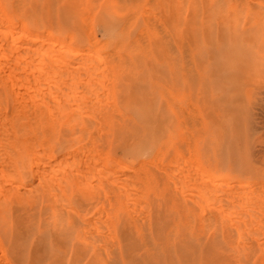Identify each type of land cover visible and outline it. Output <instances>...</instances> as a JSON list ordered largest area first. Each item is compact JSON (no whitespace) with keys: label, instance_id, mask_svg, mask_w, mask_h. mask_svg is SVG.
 Instances as JSON below:
<instances>
[{"label":"rangeland","instance_id":"1","mask_svg":"<svg viewBox=\"0 0 264 264\" xmlns=\"http://www.w3.org/2000/svg\"><path fill=\"white\" fill-rule=\"evenodd\" d=\"M116 1L117 0H0V65L3 64V62L5 65V67L4 65L0 67V70H2L0 71V77H2L0 80V90H2L0 91V96H2L0 98V102L2 104L0 103V106L4 105L7 113L16 118L22 116L24 120H29L30 118L34 119L33 115H36V119H34V121L36 125L35 140H37V145L34 140V153L36 154L34 155L33 160L35 159V162L38 163L36 165L37 168H41L42 170V167L46 168V170H43L44 172L42 176L47 174L46 177L44 176L45 180L42 179L41 181L40 176L38 180L41 183H38L37 180V184H35H39V186H36V195L39 194L43 196L38 197L40 198V200L38 199L39 203L38 201H36V213L47 214L46 211L48 210V212L51 211L48 214H58V216L61 217L60 221L62 225L60 226L65 229H84L86 227H84V225H87L88 223H91L93 221V228H95L96 225H99L97 223L103 222L104 225L107 226V223L109 222V225H111L110 229H122V227H124L125 229L136 230L139 229L142 225L140 224L141 222H138L135 218L138 219V217L141 216L139 214L144 215V213H146V209L144 211H138L139 208L140 210H142L143 206H140L142 205L141 202L144 203V201L146 200L145 203H147V201L148 203H144V208L148 207V213L146 214L147 218L142 217V219L141 217H139V221L143 220L142 223H145L146 227L148 226V228L144 229H155V226H158L165 220L164 224H167V227H165L164 224L162 225L163 229L165 230H184L188 227L191 228L192 231L197 233L199 237H201V243H205L206 241H212L215 239V244H217L219 248H217L218 250L216 249L217 252L213 251V261L219 262H212L211 264H264V248L256 249L254 251L255 253L249 251L251 249L254 250L259 244L264 242V225L261 226L262 224H264V203L263 206L260 207V205H262V200L264 202V193L262 189H256V185L259 183L262 174L264 173V0H223L224 4L222 0H189L190 2L188 4V0H118V3H116ZM181 1H183V3ZM257 2L259 3L257 4ZM207 3L208 5H206ZM182 5H184V8H182ZM219 5L223 6L221 7ZM177 6H180L178 10ZM203 8L206 9L204 10ZM216 8L217 10H215ZM193 11L194 13H192ZM207 13H210L209 15L211 16H209ZM218 13L220 14L218 15ZM220 15L222 17H220ZM206 16L209 18H205ZM218 18L220 19V21L218 20ZM208 19H210V21H208ZM209 22L210 28L208 25ZM206 28H209L208 30L211 34L208 30L206 31ZM189 37L192 39H190ZM34 38L36 40V43H34L35 41H33ZM186 44H188L187 47ZM200 44H204V47H202ZM180 49H183L185 51ZM195 50H197L198 52ZM7 51L9 53H7ZM186 52L190 55L189 57L186 56L185 59L183 57V54ZM223 52L225 53V55ZM21 55L22 57H20ZM93 56L94 58H96L95 60ZM113 60H116L118 62ZM201 61L203 63H201ZM97 63L99 65H97ZM57 68H59L60 71H56ZM14 69L16 70L14 71ZM105 75L107 77H110L105 78ZM24 78H26L27 80ZM96 79L99 81V83ZM105 79L106 81L104 82ZM77 80H80V82H78ZM101 82L102 84H100ZM107 83L109 84V87ZM53 87L55 88V90ZM77 87L79 88L78 90ZM50 89L56 92L52 94V91H50ZM79 92L82 94H79ZM79 96H84L85 99L79 102ZM43 98L45 99V101ZM69 98L74 101L70 100ZM56 99L57 102L55 101ZM102 103L105 104L103 105ZM99 105H103L104 107H98ZM77 106L81 107L79 108L81 112L80 110L79 112H77ZM27 107L30 108L28 109ZM68 107L70 109H68ZM190 108L192 112L188 111ZM18 109H20V111ZM33 109L35 112L33 111ZM45 109L48 110V112ZM74 109L76 110L74 111L76 115L72 111ZM90 109H94L93 112ZM103 109L104 111L102 113L101 111ZM193 113L197 114L198 116H194ZM205 113H207L206 115H208V119L207 117H205ZM96 114H98L99 116ZM74 115L76 117H79V119L76 120L81 121L79 125L76 124L78 122H75V124H73L76 118ZM184 115L186 116L184 117ZM28 116H30L29 119ZM49 116H51L52 118L55 117V120L49 118ZM72 116L75 117L74 120L71 121L73 125L71 124L69 126V124L67 123L68 121L66 120H69L70 118H72ZM86 116H89L88 118H91L88 119L86 118ZM83 117H85L87 120H84L85 118ZM101 117L104 118L103 121L105 120V123L102 121ZM113 117H115V119ZM22 118L20 117L19 119ZM94 118H97L98 121ZM48 119L52 120L49 122ZM125 119L128 123L125 122ZM196 119H198L199 122ZM195 121L198 122V124ZM86 122H88L87 125H89L90 127L85 125ZM89 122L92 123L90 124ZM98 122L99 125H102L100 128H102L103 125L104 127H106V130L102 129L105 133L99 128H97L98 131L100 130L99 132H97L95 129L94 130L96 132L92 130L93 128L91 127L93 125H95L94 127L98 126L96 125ZM193 122H195L197 126L196 124L194 125ZM187 123L191 124V127L187 125ZM49 125L51 128L49 127ZM193 125L195 126V128L193 127ZM86 127V130L89 129L90 131H86L88 135H86V132L84 131V135L86 136L83 135L82 138L81 133L83 134V130H85ZM116 127L117 129H115ZM74 129H76V131H73ZM80 129H82L81 132ZM196 130L199 135L196 133ZM102 132L105 134L104 136ZM81 138L82 140L80 141ZM188 140L191 141V145L193 144L192 146L190 145V147L185 144ZM102 145L104 146V148ZM188 148H191L192 151ZM76 149L79 150L78 153L75 152ZM40 150L42 153L45 151L46 155L45 153H43V155L39 152L40 154L38 153L37 157V151ZM156 151L158 153L161 152L159 154L160 156ZM70 152L73 153V157L77 159H75L76 161L79 162V160L82 158L81 160L85 162V164H88L87 166L89 171H94V173L98 174L100 172H104V175L96 174L93 176H89V172L86 171L87 166L83 165L84 163L81 161L80 163L82 164L77 163L76 161L73 162L72 153ZM60 154L63 156L65 155L66 157H63ZM104 154L107 156H105ZM82 155L88 158L90 157L89 161L91 160L92 162L94 160L93 157L98 155L99 158H96V162L94 160L93 163L98 164L96 166L97 169L102 164L103 165L100 166V168H104L97 170L96 167L94 168V164L91 161L89 162L88 159L86 157H83ZM153 155H158L159 158L156 156L157 159H155V156ZM67 156H69V158ZM80 156L82 157L80 158ZM104 156L107 158H105ZM51 157H53V159ZM100 157L102 158V160L99 161L98 159H101ZM57 158L60 159V161L56 160ZM61 158H63V160ZM37 159L41 161V163H39ZM151 159H153L154 161L158 160L157 162L159 163L153 165L154 163ZM43 160H45L46 162H42ZM53 160L55 161L53 162ZM86 160L88 161V163ZM146 160L149 162H147ZM56 161L62 162L58 164ZM63 161L68 163V165H71V163H75L77 165L74 166L75 164H72V167L74 168H71V171L68 170L69 166L67 165L66 169L68 171H64L65 169L60 168L61 166L63 167V165L66 167V163H63ZM116 162L119 163L120 166H124V168L120 167L118 164H116ZM171 162H173L172 165ZM42 163H44L45 166H42ZM140 163H143V165H141ZM193 163L198 164L199 168H196V170L199 169L200 171H205L209 167H219L223 163H228L230 166H237L241 163L247 164L250 170L254 169L257 173L253 179L245 178L241 182L244 184L245 182L250 181V189L256 190L257 192L259 191V193H257V197L261 198L262 200L260 199L259 201L258 198L257 200L261 204H258L259 206L256 205V207L252 204L255 209L252 208V212L249 213L248 209L252 207L251 204L247 203V201L245 203V200L243 199L242 202L239 199L240 197L243 198L246 195V189H244V185L241 182L237 185V190L240 189L237 192H241V195H231V192L229 195H227L229 196V198H231L230 196L233 197V199H229L230 201L226 198L227 196L225 198L221 197L220 195V197L217 196L216 194H220L219 192L222 191L221 189H223V187L220 188L218 185L220 183L221 185L222 183H225V181L223 182V180H216L219 173V170H217L214 171L210 175V177H208L217 181H214L217 184L211 185V188L214 189L216 193L214 192V190L209 193L215 194L214 199L216 200L212 199V195H210V197L208 195V192H204V190L202 189L204 187H201L202 184H197L198 186H200L198 187V189H200V192H204L205 196L201 192V196H204V199L202 198L203 200H205V198L209 196L213 201L218 202L219 206L221 204L220 202H222L219 201V198L224 199V203H227L228 201L229 206L227 204L224 205L223 202L222 203L225 207H230V210L235 209V213L231 211V213H234L235 215L230 214L227 209H224L223 205L221 206L223 208H217V204L215 202V206L213 205L214 203L210 204L212 202L211 199L208 200V202L211 201L210 203H208L210 206L208 205L204 208L203 204H207V199L203 201L204 203L201 201V204L200 194H198V197H194V200L196 198L197 200H199L198 206L193 207V205L197 204H194L195 202L192 199L191 195H195L198 192H195V190H193L192 188L197 189L196 182L200 184L207 178V175H205L203 176V181L200 180L201 182H194V180L192 182L191 179L197 177V172L199 171L198 170L195 172V165H192ZM39 164L42 165L40 166ZM51 164H54V166ZM57 164L60 165V167ZM160 164H163L162 166L164 167H162ZM48 165L50 167L53 166L52 170L55 169L52 172L50 171L51 173L54 172L52 175H50L51 173H47V168H49ZM157 165H160L161 167H158ZM185 165L194 166H190L189 170L192 168L190 170V172L192 173H186L187 178L183 177V173L188 168V166ZM78 166H81V168H79ZM143 166L144 170H142ZM156 166L158 168L157 170H155ZM138 167L141 169H139ZM179 167L180 169L184 167L183 169L185 170H180ZM130 168L133 169L130 170ZM159 168L161 169L159 170ZM162 168L170 170L169 172H171L172 169L173 171L177 169L180 170V172L174 173L172 171L173 174H167L173 182L175 181L174 183H177V185L170 183L171 185H173L172 187H170V184H167V182L170 180L166 176L165 178L167 179L164 178V174H166L167 171L165 170L166 173H164L165 171L163 172ZM39 169L37 170V175H41L40 172L42 171L40 170V172H38ZM111 169L114 170L111 173L116 172L119 175H113L115 177V180L111 174H106L107 172L110 173ZM59 170H62L61 173L71 172L74 176L76 173V177L74 178L73 176L74 179H72V175L70 177L71 173H68L67 175L63 174L70 180L69 183H67L68 188H65L68 189V196L65 195L64 191H60L61 194L59 191H56L55 193V189H58L61 184L60 178H62L63 176L60 175L61 173L59 172ZM74 170L76 171L74 172ZM133 170H136L137 173ZM189 170H187L186 172H188ZM55 171L56 174L60 173V178L58 177L59 175L55 174ZM82 171L85 173V176ZM155 171H159L157 172L158 174L155 173ZM79 172L81 173V176H83L82 179L78 178L81 176H77L80 175ZM125 172L127 175L125 174ZM131 172L136 173V175H134L136 176V178H138L136 179L134 177V181L133 179L130 180V182L133 181L132 183H130L129 181L128 182L132 185L136 181V184L139 187V183H141L142 187L140 189L142 191L138 189L134 190L135 188H138L137 186H135L136 184L133 185L135 186L134 189H130L132 187L127 185L129 184L127 181L120 182L125 183L123 185L120 184L121 186L118 185L119 181L123 179L125 180L128 174L131 175ZM138 172L139 174L146 173L149 176H145L146 174L139 175ZM160 172L164 173L161 174V176H163L165 181H161L163 178L161 177L160 179ZM193 172H195L197 176H195V173L193 175ZM231 172L232 171H229V173L227 174L230 177L232 176ZM86 174L87 177H91V182L87 183L83 181L86 178ZM105 174L108 176L102 177L103 180L104 178L106 180L103 181L100 178L101 176H106ZM121 174L122 176H120ZM187 174H192L193 176L189 177ZM54 175H56V178L58 179H56L58 181L56 183L58 184H56L53 180H49V178L55 179ZM171 175H174L175 177L172 178ZM97 176H99L100 178ZM132 176L133 174L131 175V177ZM142 176L144 178L146 177L145 181L147 182H144L142 180L144 179L142 178ZM93 177L96 178V182H98L99 179L102 182H105L102 183V185L105 184V186L107 182L111 183V185L108 184V186L111 187L113 185V182L118 183L117 185L115 184L114 187L116 186V189H120L122 188V186L124 188H127L130 192L125 191L124 188H122V190H124L122 192L131 193V197L133 199H130L131 197L129 198V195L123 198L122 195H124V193L122 194L121 191L118 192V190L113 187V190L108 188L110 189V191L114 192L116 190L118 192V194L116 191V193L114 192L116 196L115 194H112V196H115L116 198L115 199L113 197V199L111 195L109 196L108 194L102 192V190H107V188L103 186L102 188L104 189H102V185L99 186L100 188L96 187L97 185ZM185 179L186 182H189L188 185L186 182H184ZM198 179H200L199 176L197 180ZM78 180L83 181L84 183L82 184H86V186L89 185V187H91V185L94 184V186L96 185L95 189L102 190H95L98 191V193L96 194V192H91L94 190L93 186L91 187V191H89L90 188L88 187V190L82 189L81 187L79 188V186L83 185H77V183H79ZM110 180L111 182H109ZM51 182L53 183L51 184ZM65 182L68 181L66 180ZM99 182L97 184H99ZM44 183L47 185L45 186ZM179 183L184 185H181L182 187H185L187 185V187H185L187 189V193L185 192V190H183L184 192L180 191L181 186L178 185ZM193 183L196 186H194ZM41 184L44 185V188H41ZM54 185L55 187L56 185H58L57 188H55ZM47 186L55 188L51 189L53 190L55 195H53V193L50 194L53 196H50L49 194L48 196L44 195L48 191H50H47ZM65 186L62 187L64 188ZM128 186L130 188H128ZM39 188L47 192L45 193L43 190H41V192L40 190H38ZM168 188L170 189L169 191ZM188 188H190V190ZM62 189L59 188V190ZM234 192H236V190ZM57 193H59L60 195H62V193L64 194L63 196H61V198H63V200L66 198L67 201H64L67 202V205H64H66L67 208L65 206L58 207L60 205H57L56 209V202H58L57 198L60 199ZM56 194L58 195V197ZM101 194L104 195H102L101 197ZM136 194H138V199L141 200V202L137 199L135 200V198H137ZM105 195H108V198L113 199L111 200L112 204L106 203L107 199L102 200V198L104 199L106 197ZM180 195L183 197H181ZM51 197H53L54 201ZM54 197L57 198L55 199ZM77 197H79L78 200ZM126 197L129 198V200L127 199L126 201ZM177 197H179L178 200ZM124 199L130 205L125 206L127 209L123 207L124 205H127L126 202H123L125 203L124 205L121 202ZM184 199H189V201H184ZM236 199L239 200L237 201ZM63 200L61 199L58 203H63ZM133 200L135 201L134 204L140 207L135 208L137 206H134V210L137 209L135 210L136 214L134 213V210L132 212L134 213V215H137L138 213L139 214L137 216H134L132 214L131 217L130 214L132 212L129 213V211L133 209H131ZM190 200L193 201L191 202ZM75 201H77L78 203L81 202L82 204H87H84V206L80 208L81 206H78L76 204L77 202ZM103 201H105V204H103ZM114 201L117 204L114 205ZM12 202V199L11 201H7L8 204H12ZM21 202L24 207L25 204L27 205L26 201L24 202V200H21ZM53 202H55V207H53ZM188 202L190 205L188 204ZM257 203L258 202H255L254 204ZM100 204H103L102 206L104 207L106 206L105 209L108 207L113 209L114 207L116 208L115 210L112 209L113 212L110 211L111 214L109 213L108 216L104 214L105 212L108 213V210H100ZM73 205H75L76 207L78 206L79 208H76L75 206L73 207ZM237 205H242V209H240V207H238ZM183 206L184 208H182ZM199 206L202 211L199 210L200 208H196ZM258 207L261 210L258 209ZM236 208L240 209L242 212L240 210H236ZM53 209H55V211L57 210V212L55 213ZM66 209L68 210L65 211ZM86 209H88V211ZM60 210H63V212L69 214L60 212ZM72 210H75L76 212L74 213V211L72 212ZM99 210L103 213H100ZM215 210L218 211L219 216H221L220 213H222V215L226 214L228 216L227 218H230L227 221H230L231 225L229 226V223L224 220L226 219L225 216L224 219L216 216L217 213L215 212ZM219 210L222 212H219ZM246 210L250 215L252 214L251 217L253 216L250 221L247 220H249L251 217L245 220V217L249 215ZM239 211L241 212V214L246 212L244 214V222L246 223V225L248 224V228H246V225L241 224L243 223L241 222L242 215L239 214ZM254 211L257 213H255ZM202 212H205V214H208L211 218L209 225L205 221V218L203 216L204 213ZM210 212L213 214H211ZM61 213L65 214V220L62 219L63 214ZM97 213H99L101 217L102 215L103 217L106 215L108 218V222L107 220L103 221L105 218L96 216L95 214ZM150 213H152L154 217ZM236 213L239 214V216H236ZM94 215L96 217H94ZM230 215H233L235 217ZM257 215H260L258 216V218L260 219L256 218ZM217 217L221 222H217L218 220L213 219H216ZM54 218L58 219V217L56 216ZM99 218L102 220L100 221ZM14 219L15 217L3 219V217L0 216V246L2 245L0 249V251L2 252L0 253V261L3 264L6 263L4 262V260L7 261L6 264H30L29 258L34 243L32 230L29 229L28 220L26 221L25 218H22L23 221L22 219H19L18 221L17 218L18 223L20 222V224H24V228H21V225L18 224ZM56 219H54L51 224L45 225L47 229L53 228V226L56 225ZM75 219H78V221H76ZM160 220H162L163 222H161ZM202 220L204 221V225H202ZM223 220L225 221V223H223ZM251 221H254L252 227ZM84 222H86V224ZM199 222L201 223L199 224ZM79 223H82L84 225ZM103 223L101 224L103 225ZM149 223L151 225L153 224L154 227ZM211 223L216 225H213ZM218 223H220V226H217ZM260 223L262 224L260 225ZM18 225L19 227H16ZM102 225L97 226L96 228H108ZM210 225L212 226L210 227ZM202 226L207 227V233L201 230ZM257 226L258 228H256ZM212 227L215 228V230H212ZM91 228L92 227H90V225L88 224L87 229ZM226 228H228L229 231H225ZM237 231H242L240 236L237 235L239 234V232ZM248 232L250 233L248 234ZM253 233L258 234L252 235ZM234 235L239 237H236ZM241 236H243L244 240H242ZM259 236H261L260 239ZM255 237H258V239H254ZM24 242L26 243L24 244ZM253 242L254 244L255 242H258L255 244V247L251 246L254 245L251 244ZM247 245L250 246L249 250H247ZM261 246L264 247L263 243L259 245V247ZM249 252L251 253V256ZM223 255L226 257H222ZM246 255L248 256L246 257ZM220 260L225 261L223 262ZM61 263L74 264L70 260L68 255H65L63 257ZM80 264H84V262H80ZM86 264H91V262Z\"/></svg>","mask_w":264,"mask_h":264},{"label":"bare ground","instance_id":"2","mask_svg":"<svg viewBox=\"0 0 264 264\" xmlns=\"http://www.w3.org/2000/svg\"><path fill=\"white\" fill-rule=\"evenodd\" d=\"M99 1V0H98ZM118 1V0H117ZM116 1V3H118ZM121 1V0H120ZM197 1V0H196ZM217 1V0H216ZM223 1V0H222ZM221 1V2H222ZM16 2V1H15ZM182 3H183V1H181ZM186 2V1H185ZM190 1L188 0V2H187V4L189 3ZM209 2V1H208ZM220 2V3H221ZM226 2V1H225ZM235 2V1H234ZM242 2V1H241ZM91 3V2H90ZM180 3V2H179ZM195 3V2H194ZM199 3V2H198ZM217 3V2H216ZM219 3V2H218ZM236 3V2H235ZM259 2H257V4H258ZM261 3V2H260ZM12 4V3H11ZM98 4V3H97ZM201 4V3H200ZM199 4V5H200ZM223 4H224V1H223ZM255 4V3H254ZM262 4V3H261ZM13 5V4H12ZM93 5V4H92ZM192 5V4H191ZM190 5V6H191ZM203 5V4H202ZM206 5H208V3L206 4ZM206 5H205V7H206ZM214 5V4H213ZM243 5V4H242ZM183 7L182 8H184V5H182ZM201 6V5H200ZM204 6V5H203ZM219 6H221V5H219ZM223 6V5H222ZM221 6V7H222ZM237 6V5H236ZM241 6V5H240ZM93 7V6H92ZM178 7V6H177ZM180 7V6H179ZM179 7L177 8V10L179 9ZM194 7H196V6H194ZM90 8H91V5H90ZM186 8H187V6H186ZM236 8H238V7H236ZM1 9V8H0ZM93 9V8H92ZM94 9H95V7H94ZM202 9V8H201ZM204 9V8H203ZM206 9V8H205ZM204 9V10H205ZM219 9V8H218ZM180 10H182V9H180ZM204 10H201V11H204ZM215 10H217V8L215 9ZM214 10V11H215ZM237 11H238V9H237ZM2 12H3V10H2ZM206 12H210V11H206ZM192 13H194V11L192 12ZM177 14H179V13H177ZM208 14V13H207ZM210 14V13H209ZM208 14V15H209ZM220 13H218V15H219ZM240 14V13H239ZM181 15V14H180ZM187 15V14H186ZM195 15V14H194ZM193 15V16H194ZM207 15V16H208ZM218 15H217V17H218ZM223 15V14H222ZM235 15H237V14H235ZM205 17V18H209V17ZM209 16H211V15H209ZM216 17V18H217ZM220 17H222L221 15H220ZM219 17V18H220ZM218 18V20L220 21V19ZM256 19V18H255ZM208 21H210V19H208ZM189 24V23H188ZM210 24V22L208 23V25ZM218 25H219V22H218ZM8 27V26H7ZM207 27V26H206ZM209 28H210V25H209ZM208 28V29H209ZM231 28V27H230ZM205 29V28H204ZM207 28H206V31L208 30ZM218 29V28H217ZM203 30V29H202ZM47 31V30H46ZM181 31H183V30H181ZM206 31H204V32H206ZM209 31V30H208ZM203 32V33H204ZM3 33V32H2ZM202 33V34H203ZM209 33H210V31H209ZM47 34V33H46ZM202 34H201V36H202ZM211 34V33H210ZM255 34V33H254ZM204 35H207V34H204ZM249 35V34H248ZM23 36H25V35H23ZM212 37V36H211ZM211 37H209V38H211ZM219 37V36H218ZM4 38V37H3ZM3 38H1V39H3ZM45 38V37H44ZM43 38V39H44ZM89 38V37H88ZM190 38V37H189ZM188 38V39H189ZM205 38H206V36H205ZM254 38H255V36H254ZM39 39H41V38H39ZM190 39H192V38H190ZM189 39V40H190ZM196 39V38H195ZM204 39V38H203ZM252 39V38H251ZM12 40V39H11ZM38 40V39H37ZM188 40V41H189ZM223 40V39H222ZM245 40V39H244ZM8 41V40H7ZM33 41H35L34 43H36V40H35V38H34V40ZM44 41V40H43ZM196 41V40H195ZM200 41H201V39H200ZM206 41V40H205ZM204 41V42H205ZM210 41V40H209ZM232 41V40H231ZM37 42H39V41H37ZM204 42H201V43H204ZM207 42H208V40H207ZM250 42H251V40H250ZM41 43H43V42H41ZM51 43H52V40H51ZM91 43V42H90ZM94 43V42H93ZM185 43V42H184ZM187 43V42H186ZM211 43V42H210ZM215 43V42H214ZM236 43V42H235ZM178 44V43H177ZM197 44V43H196ZM209 44V43H208ZM31 45V44H30ZM39 45V44H38ZM185 45V44H184ZM187 45L188 44H186V47H187ZM201 45V44H200ZM199 45V46H200ZM207 45V44H206ZM50 46V45H49ZM62 46V45H61ZM202 47H204V44L203 45H201ZM212 46V45H211ZM214 46V45H213ZM255 46V45H254ZM50 48H52V47H50ZM181 48V47H180ZM185 48V47H184ZM195 48V47H194ZM201 48V47H200ZM17 49V48H16ZM187 49V48H186ZM97 50V49H96ZM95 50V51H96ZM180 50H183V49H180ZM3 51V50H2ZM6 51V50H5ZM60 51V50H59ZM183 51H185V50H183ZM191 51H193V50H191ZM195 51H197V50H195ZM223 51V50H222ZM46 52V51H45ZM198 52V51H197ZM5 53V52H4ZM7 53H9L8 51H7ZM55 53V52H54ZM221 53V52H220ZM224 53V52H223ZM22 54V53H21ZM26 54V53H25ZM8 55V54H7ZM7 55H5V56H7ZM97 55V54H96ZM116 55V54H115ZM189 53H184L183 54V57L185 58L186 56H188L189 57ZM221 55V54H220ZM224 55H225V53H224ZM41 56V55H40ZM49 56H50V54H49ZM223 56V55H222ZM3 57V56H2ZM20 57H22V55L20 56ZM187 57V58H188ZM0 58H1V56H0ZM93 58H94V56H93ZM41 59H42V57H41ZM96 58H94V60H95ZM115 59V58H114ZM186 59V58H185ZM45 60V59H44ZM97 60H99V59H97ZM103 60V59H102ZM101 60V61H102ZM18 61V60H17ZM21 61V60H20ZM62 61V60H61ZM113 61H116V60H113ZM203 61V60H202ZM201 61V63H203ZM6 62V61H5ZM103 62V61H102ZM112 62V61H111ZM116 62H118V61H116ZM184 62V61H183ZM90 63V62H89ZM51 64V63H50ZM4 65V62H3V64H1L0 65V67H2ZM43 65V64H42ZM97 65H99L98 63H97ZM62 66V65H61ZM67 66V65H66ZM220 66V65H219ZM228 66H229V63H228ZM4 67H5V65H4ZM83 67V66H82ZM105 67H106V65H105ZM200 67V66H199ZM205 67V66H204ZM243 67V66H242ZM16 68V67H15ZM60 68V67H59ZM59 68H57V70L56 71H60V69ZM97 68V67H96ZM188 68V67H187ZM69 69H71V68H69ZM85 69V68H84ZM93 69V68H92ZM7 70V69H6ZM16 69H14V71H15ZM39 70V69H38ZM107 70H108V68H107ZM0 71H2V70H0ZM69 71V70H68ZM197 71H199V70H197ZM207 71V70H206ZM243 71H244V69H243ZM17 72V71H16ZM78 72V71H77ZM84 72V71H83ZM87 72V71H86ZM86 72H85V74H86ZM213 72H214V70H213ZM4 73V72H3ZM71 73V72H70ZM110 73V72H109ZM65 74V73H64ZM84 74V73H83ZM82 74V75H83ZM96 74V73H95ZM2 75V74H1ZM107 75V74H106ZM105 75V78H108V77H110V76H106ZM40 76V75H39ZM49 76H51V75H49ZM90 76V75H89ZM185 76V75H184ZM212 77V76H211ZM1 78L2 77H0V80H1ZM78 78V77H77ZM97 78H98V76H97ZM24 79H26V78H24ZM101 79V78H100ZM27 80V79H26ZM97 80V79H96ZM183 80V79H182ZM74 81V80H73ZM78 81V80H77ZM76 81V82H77ZM98 81V80H97ZM106 81V79L104 80V82ZM24 82V81H23ZM32 82V81H31ZM78 82H80V80L78 81ZM77 82V83H78ZM88 82V81H87ZM98 83H99V81H98ZM50 84V83H49ZM86 84H88V83H86ZM93 84V83H92ZM100 84H102V82L100 83ZM108 84V83H107ZM55 85V84H54ZM51 87V86H50ZM108 87H109V84H108ZM31 88V87H30ZM54 88V87H53ZM52 88V89H53ZM58 88H60V87H58ZM57 88V89H58ZM81 88V87H80ZM94 88V87H93ZM79 88L77 87V90H78ZM109 89V88H108ZM197 89V88H196ZM198 89H200V88H198ZM29 90V89H28ZM54 90H55V88H54ZM59 90V89H58ZM110 90V89H109ZM0 91H2V90H0ZM27 91V90H26ZM50 91H52L51 89H50ZM49 91V92H50ZM85 91V90H84ZM88 91H90V90H88ZM222 91V90H221ZM15 92V91H14ZM56 91H52L51 93L53 94V93H55ZM95 92V91H94ZM48 93V92H47ZM90 93V92H89ZM92 93V92H91ZM3 94V93H2ZM67 94V93H66ZM79 94H82V93H80L79 92ZM64 95H65V93H64ZM69 95V94H68ZM30 96V95H29ZM2 96H0V98H1ZM48 97H49V95H48ZM67 97H69V96H67ZM80 97V96H79ZM78 97V98H79ZM82 97H84V96H81L79 99V102L81 101V100H83V99H85V97L84 98H82ZM235 97V96H234ZM233 97V98H234ZM86 98H89V97H86ZM15 99V98H14ZM32 99V98H31ZM30 99V100H31ZM44 99V98H43ZM70 99V98H69ZM100 99V98H99ZM26 100V99H25ZM70 100H72V99H70ZM1 101V100H0ZM24 101V100H23ZM36 101V100H35ZM44 101H45V99H44ZM56 102H57V99L55 100ZM72 101H74V100H72ZM71 101V102H72ZM76 101V100H75ZM101 101H102V99H101ZM111 101V100H110ZM16 102H17V100H16ZM48 102V101H47ZM47 102H44V103H47ZM53 102V101H52ZM51 102V103H52ZM55 102V103H56ZM93 102V101H92ZM1 103V102H0ZM24 103V102H23ZM26 103V102H25ZM35 103V102H34ZM49 103V102H48ZM2 104V103H1ZM17 104V103H16ZM32 104V103H31ZM30 104V105H31ZM54 104V103H53ZM74 104V103H73ZM93 104H95V103H93ZM103 104V103H102ZM105 104V103H104ZM103 104V105H104ZM200 104V103H199ZM48 105V104H47ZM46 105V106H47ZM80 105V104H79ZM83 105V104H82ZM102 105V106H103ZM113 105V104H112ZM25 106V105H24ZM45 106V107H46ZM58 106V105H57ZM71 106H73V105H71ZM90 106V105H89ZM88 106V107H89ZM102 106H98V107H102ZM189 106V105H188ZM237 106V105H236ZM69 107H70V105H69ZM68 107V109H70ZM75 107V106H74ZM97 107V106H96ZM104 107V106H103ZM102 107V108H103ZM114 107V106H113ZM190 107V106H189ZM28 108V107H27ZM30 108V107H29ZM28 108V109H29ZM51 108V107H50ZM77 108H78V111L77 112H79V108H81V107H78L77 106ZM95 108V107H94ZM24 109V108H23ZM52 109V108H51ZM67 109V110H68ZM115 109V108H114ZM19 111H20V109H18ZM46 110V109H45ZM56 110V109H55ZM58 110V109H57ZM91 110V109H90ZM94 110V109H93ZM93 110H91L92 112H93ZM97 110V109H96ZM33 111H34V109H33ZM47 112H48V110H46ZM45 111V112H46ZM59 111V110H58ZM69 111H71V110H69ZM73 112L74 111H76L75 109L74 110H72ZM89 111V110H88ZM87 111V112H88ZM99 111H100V109H99ZM103 111H104V109L101 111L102 113H103ZM115 111V110H114ZM189 112H192V110H191V108L188 110ZM194 111V110H193ZM234 111H236V110H234ZM35 112V111H34ZM80 112H81V110H80ZM188 112V113H189ZM31 113V112H30ZM30 113H29V115H30ZM51 113V112H50ZM60 113V112H59ZM75 113V112H74ZM185 113V112H184ZM203 113H204V111H203ZM54 114H55V112H54ZM89 114H90V112H89ZM112 114H113V112H112ZM186 114V113H185ZM194 114V113H193ZM207 113H205V115H206ZM242 114V113H241ZM75 115H76V113H75ZM74 115V116H75ZM96 115H98V114H96ZM187 115V114H186ZM186 115H184V117L186 116ZM189 115V114H188ZM195 115H197V114H194V116ZM204 115V116H205ZM34 116V119H36V115L34 114L33 115ZM58 116V115H57ZM99 116V115H98ZM112 116V115H111ZM193 116V115H192ZM198 116V115H197ZM240 116V115H239ZM21 118H22V116H20ZM19 117V118H20ZM31 117H32V115H31ZM43 117V116H42ZM76 117V116H75ZM75 117H73L72 116V118H68L69 120H66V121H68L67 123L69 124V126L72 124V120H74V118ZM89 117V116H88ZM87 116H86V118H88ZM205 117H207V119H208V115H206ZM19 118H16V117H13V116H11V115H9L8 113H7V111H6V109H5V107H4V105L3 106H0V216L1 217H3V219H7V218H11V217H15V219L14 220H16V222L18 223V221H19V219H22V218H25L26 219V221L28 220V227H29V229L30 230H32V233H33V240H34V243H33V248H32V251H31V254H30V260H29V263L30 264H62L61 263V260L63 259V257L65 256V255H68L69 256V258H70V260L74 263V264H80V262H84V264H86V263H90L91 262V264H211L212 262H219V261H213V251L214 252H217V248H219V246L217 245V244H215V239L214 240H212V241H206L205 243H201V237H199V235L197 234V233H195L194 231H192V229L191 228H186V229H184V230H180V229H168V230H165V229H163V227H162V225L164 224V222H165V220H164V222L162 221V220H160L161 222H163V223H160L158 226H155L156 228L154 229H144V228H148V226L146 227V225H145V223H142V221H139V217H143V218H147V213H148V207L146 208H144V206H145V204H147L148 203V201H147V203H145L146 202V200L144 201V203L143 202H141V200H139L138 199V194H136L137 196V198H135V200L137 199L138 201H140L141 203H142V205H140V206H143L142 207V210H140V206H137V205H135L134 204V200H133V202H132V205H131V209L132 210H130L129 211V213H131L133 210H134V206H137V207H135V208H139L138 209V211H144L145 209V211H146V213H144V215L143 214H139V215H141V216H139L138 217V219L137 218H135L134 216H137V215H134V213L136 212L135 210H137V209H135L134 210V213L132 212L131 214H130V216L132 217V214L134 215L133 217L138 221V222H141L140 224L142 225L139 229H136V230H132V229H125L124 227H122V229H110V226L111 225H109V222H108V218H107V216L106 215H108L109 216V213H110V211H112V209L113 208H110V207H108V208H110V209H108V208H106L105 209V207L104 206H102L103 204H105V201H103V204H100V210L101 209H105V210H108V213L107 212H105L104 214H106L104 217H103V215H102V217L103 218H105L103 221H106L107 220V226H105L104 225V223L103 222H100V223H97V224H99V225H96L95 226V228H93V224H92V220H90V221H92L91 223H88L89 225H90V227H92L93 229H95V230H93L92 228L91 229H87V226H88V224L87 225H84V224H82V223H79V224H82V225H84V227L86 228H84V229H65V228H63L62 226H60V225H62V223H61V221H60V219H61V217H59L58 216V214H55L56 212H57V210L55 211V209H53V211H55V215H52V214H48L49 212H51V211H49L48 212V210L46 211V213L47 214H37L36 213V211H35V209H37L36 208V201H38V203H39V200H40V198H38V197H40V196H42V195H39V194H37L36 195V186H39V184L38 185H35V184H37L36 183V181L38 180V178L40 177V179H41V181H42V179H44L45 180V178H44V176L46 177L47 176V174H45L44 176H42L43 175V170H46V168H44V167H42L43 168V170L40 168H37L36 167V165L38 164V163H36L35 162V159L33 160V157H34V155L36 154V153H34V140H35V121H34V119H31L30 118V116H28V119L29 120H24L23 118L22 119H19ZM49 118H52L51 116H49ZM55 118V117H54ZM54 118H52V119H54ZM83 118H85V117H83ZM84 119V120H87V119ZM91 118V117H90ZM90 118H88V119H90ZM114 119H115V117H113ZM52 119H48L49 120V122L52 120ZM57 119V118H56ZM79 119V117H76L75 118V120H74V122H73V124H75V122H78V123H76L77 125H79L80 124V120L79 121H76V120H78ZM80 119H81V116H80ZM94 119H96L97 120V118H94ZM98 119H99V117H98ZM101 119H102V121H103V117H101ZM206 119V118H205ZM55 120V119H54ZM53 120V121H54ZM92 120V119H91ZM111 120V119H110ZM126 120V119H125ZM150 120V119H149ZM196 120H198V119H196ZM94 121V120H93ZM92 121V122H93ZM98 121V120H97ZM96 121V122H97ZM105 121V120H104ZM103 121V122H104ZM113 121V120H112ZM129 121V120H128ZM188 121V120H187ZM194 121V120H193ZM37 122V121H36ZM70 122V123H69ZM84 122V121H83ZM82 122V123H83ZM92 122H89L90 124L92 123ZM95 122V123H96ZM106 122V121H105ZM104 122V123H105ZM125 122H127V120L125 121ZM150 122V121H149ZM196 122V121H195ZM193 122V124L195 125L196 123L198 124V122H199V120H198V122ZM66 123V124H67ZM87 123L88 122H86L85 123V125L86 126H89V125H87ZM101 123V122H100ZM128 123V122H127ZM131 123V122H130ZM190 123V122H189ZM38 124V123H37ZM67 124V125H68ZM72 124V125H73ZM84 124V123H83ZM82 124V125H83ZM120 124V123H119ZM197 124H196V126H197ZM76 125V126H77ZM96 125H98V126H96V127H94L95 125H91L92 127L91 128H93L92 130H96L97 132H99L98 131V129L97 128H99V129H103V130H106V127H104V125H103V127L102 128H100L102 125L100 124L99 125V122L96 124ZM130 125V124H129ZM132 125V124H131ZM187 125H191V124H188L187 123ZM193 125V127L195 128V126ZM201 125V124H200ZM41 126V125H40ZM44 126V125H43ZM84 126V125H83ZM113 126V125H112ZM49 127H50V125H49ZM78 127V126H77ZM77 127H76V129H77ZM90 127V126H89ZM108 127V126H107ZM114 127V126H113ZM156 127V126H155ZM191 127V126H190ZM44 128V127H43ZM45 128H46V126H45ZM51 128V127H50ZM82 128V127H81ZM124 128V127H123ZM76 129H74L73 131H76ZM87 129V127L85 128V130H83V134L81 133V137L83 138V135L85 134V132L86 131H90L89 129L88 130H86ZM108 129V128H107ZM115 129H117V127L115 128ZM36 130H37V128H36ZM81 130L82 129H80V132H81ZM94 130V131H95ZM102 130V131H103ZM236 130V129H235ZM85 131V132H84ZM95 131V132H96ZM119 131V130H118ZM38 132V131H37ZM51 132V131H50ZM71 132V131H70ZM69 132V133H70ZM104 132V131H103ZM102 132V133H103ZM155 132V131H154ZM200 132V131H199ZM234 132V131H233ZM74 133H76V132H74ZM94 133V132H93ZM105 133V132H104ZM103 133V136L105 135ZM119 133V132H118ZM131 133V132H130ZM159 133V132H158ZM188 133V132H187ZM196 133L198 134V132H197V130H196ZM236 133V132H235ZM202 134V133H201ZM238 134V133H237ZM39 135H40V133H39ZM39 135H38V137H39ZM86 135H88V133L86 132ZM86 135H84V136H86ZM122 135V134H121ZM199 135V134H198ZM107 136V135H106ZM157 136V135H156ZM21 138H24V139H21ZM79 138V137H78ZM82 138L80 139V141L82 140ZM108 138V137H107ZM188 138H189V135H188ZM194 138V137H193ZM26 139V140H25ZM39 139V138H38ZM127 140V139H126ZM191 140V139H190ZM37 140H35V142H36ZM102 141H103V139H102ZM184 141V140H183ZM199 142V141H198ZM197 142V143H198ZM43 143V142H42ZM41 143V144H42ZM168 143V142H167ZM190 143V144H189ZM185 144H187L189 147H190V145H191V141H186V143ZM36 145H37V142H36ZM193 145V144H192ZM191 145V146H192ZM103 146V145H102ZM199 146V145H198ZM80 147V146H79ZM64 148V147H63ZM103 148H104V146H103ZM154 148V147H153ZM187 148V147H186ZM65 149V148H64ZM189 150H191V148H188ZM201 149V148H200ZM104 150V149H103ZM44 151V150H43ZM78 151L79 150H75V152L76 153H78ZM80 151H82V150H80ZM158 151V150H157ZM156 151V152H157ZM192 151V150H191ZM36 152V151H35ZM41 153V154H43V153H45V151L42 153L41 152V150L40 151H37V157H38V153ZM48 152V151H47ZM101 152V151H100ZM39 153V154H40ZM70 153H72V152H70ZM161 153V152H160ZM160 153H158L157 152V154L159 155ZM50 154V153H49ZM98 154H99V152H98ZM101 154H102V152H101ZM156 154V153H155ZM192 154V153H191ZM44 155V154H43ZM45 155H46V153H45ZM48 155V154H47ZM61 155V154H60ZM67 155H68V153H67ZM103 155V154H102ZM102 155H101V157H102ZM105 155V154H104ZM158 155H153V156H155V159H157V157L159 158V156ZM40 156V155H39ZM49 156V155H48ZM59 156V155H58ZM61 156H63V155H61ZM65 156V155H64ZM63 156V157H64ZM75 156V155H74ZM83 156V155H82ZM82 156H80V158L82 157ZM97 156V157H96ZM96 156H94L93 157V159L95 160V162H96V158H99L98 157V155H96ZM100 156V155H99ZM105 156H107V155H105ZM104 156V157H105ZM157 156V157H156ZM193 156V155H192ZM42 157V156H41ZM47 157V156H46ZM50 157V156H49ZM66 157V156H65ZM68 158H69V156H67ZM72 157H73V153H72ZM83 157H86V156H83ZM100 157V158H101ZM48 158V157H47ZM52 159H53V157H51ZM50 158V159H51ZM87 159H88V161H89V159H90V157L88 158V157H86ZM105 158H107V157H105ZM195 158V157H194ZM193 158V159H194ZM201 158V157H200ZM224 158V157H223ZM62 160H63V158H61ZM65 159V158H64ZM76 158H74L73 157V162H75L76 160H75ZM79 159V158H78ZM82 159V158H81ZM79 160V162L78 161H76L77 163H80V161L81 162H83L82 160ZM85 159V158H84ZM92 159V158H91ZM92 159V160H93ZM109 159V158H108ZM128 159V158H127ZM202 159V158H201ZM38 160V159H37ZM46 160V159H45ZM45 160H43L42 162H46ZM56 160H59L60 161V159H56ZM68 160H70V159H68ZM94 160H93V162H94ZM99 161L100 160H102V158L101 159H98ZM152 161H153V165H155V164H158L159 162H157L158 160H153V159H151ZM195 160V159H194ZM39 161V160H38ZM55 160H53V162H54ZM85 161V160H84ZM87 161V160H86ZM88 161H87V163H88ZM91 161V160H90ZM89 161V162H90ZM111 161H112V159H111ZM147 161V160H146ZM159 161H160V159H159ZM173 161V160H172ZM57 162V161H56ZM62 162V161H61ZM61 162H57L58 164H60ZM65 161H63V163H64ZM68 162V161H67ZM92 162V161H91ZM92 162V163H93ZM114 162H115V160H114ZM121 162V161H120ZM142 162H144V161H142ZM147 162H149V161H147ZM194 162H196V161H194ZM205 162H207V161H205ZM212 162V161H211ZM39 163H41V161H39ZM48 163V162H47ZM62 163V164H63ZM66 163V162H65ZM70 163V162H69ZM84 164L83 165H85V166H87L88 164H85V162H83ZM152 163V162H151ZM172 163L173 162H171V165H172ZM43 164V165H42ZM42 164H39L40 166L42 165V166H45V164L44 163H42ZM57 164V165H58ZM61 164V165H62ZM72 164H75V163H71V165L69 164L68 165V163H66V167L63 165V167L61 166L60 167V165H58L60 168H62V169H65L64 171H71L74 167H72L73 165ZM80 164H82V163H80ZM94 164V168L98 165V164H95V163H93ZM92 164V165H93ZM100 164H101V162H100ZM99 164V165H100ZM116 164H118L119 165V163H117L116 162ZM141 165H143V163H140ZM168 164H170V163H168ZM50 165V164H49ZM48 165V166H49ZM51 165H53L54 166V164H51ZM67 165L69 166V168H68V170L66 169L67 168ZM77 164H75L74 166H76ZM90 165H91V163H90ZM89 165V166H90ZM103 165V164H102ZM102 165H100V166H102ZM136 165H138V164H136ZM141 165H140V167H141ZM161 165V164H160ZM160 165H157L158 167L160 166ZM163 165V164H162ZM161 165V166H162ZM192 165H195V167L194 166H191V167H194V169H195V172L196 171H198L199 169H197L196 170V168H199L198 167V164L196 163H193ZM196 165H197V167H196ZM209 165H211V164H209ZM236 165V164H235ZM39 166V167H40ZM53 166L52 167H50L49 166V168H47V173H51L53 170H55V169H53L52 170V168H53ZM82 166V165H81ZM81 166H78L79 168H81ZM100 166L98 167V169H101V168H104V167H101L100 168ZM120 166V165H119ZM157 166H156V169L155 170H157L158 168H157ZM160 166V167H161ZM185 166H188V165H185ZM184 166V167H185ZM190 166H188V168H187V170H189V168H190ZM46 167H47V165H46ZM120 167H122V165L120 166ZM126 167V166H125ZM162 167H164V166H162ZM183 167V168H184ZM72 168V169H71ZM78 168V169H79ZM84 168V167H83ZM86 168V167H85ZM91 168V167H90ZM93 168V169H94ZM122 168H124V166L122 167ZM139 168V167H138ZM152 168V167H151ZM168 168H171V167H168ZM180 169V167H179V169L180 170H185V169ZM39 169V171L38 172H40V170L42 171V172H40L41 173V175H37V170ZM48 169H50V170H48ZM59 169V168H58ZM77 169V170H78ZM93 169H91V170H93ZM96 169H97V167H96ZM97 169V170H98ZM131 169H133V168H130V170ZM136 169V168H135ZM139 169H141V168H139ZM153 169V168H152ZM161 168H159V170H160ZM179 169H177V170H175V171H173V169H172V171L175 173V172H180V170ZM192 169V168H191ZM190 169V170H191ZM194 169H193V171H194ZM233 169V170H232ZM252 169V168H251ZM82 170V169H81ZM85 170V169H84ZM126 170V169H125ZM142 170H144V166L142 167ZM162 170H163V172L166 170L167 171V173H166V171L164 172V173H166V174H164V173H161L160 172V179H161V177L163 178V176H161V174H164V178H165V176L167 177V178H169V176L167 175V174H173V172L171 171V172H169L170 170H167V169H164V168H162ZM186 170V171H187ZM190 170L188 171V172H184L183 173V177H186V173H189L190 172ZM217 170H219V173H218V175H217V179L216 180H223V182L225 181V183H222V185H221V183L218 185L220 188L221 187H223V189H221L222 191H218L220 194H216L217 196H221V197H226L227 195H229L231 192V195H241L240 193L241 192H237V191H239V190H237V185L243 180V179H245V178H248V179H253L255 176H256V170H254V169H252V170H250V168H248V166H247V164H244V163H241V164H238L237 166H230L228 163H223V164H221L219 167H209V168H207L205 171H198L197 173H198V176H199V178L200 179H198L197 180V178H198V176H197V174L195 173V172H193V175H194V173H195V176H197V177H191V178H193V179H191L192 180V182L194 181V182H196V181H198V182H201V181H203V176H205V175H207V178L208 177H210V175L214 172V171H217ZM51 171V172H50ZM62 171V170H61ZM61 171L59 170V172L61 173ZM76 170H74V172H75ZM78 171H80V170H78ZM86 171H88L89 172V176H93V175H99V174H103L104 175V172H100V171H98V172H100L99 174L98 173H94V171H89L88 170V166H87V168H86ZM102 171H104V170H102ZM107 171H109V170H107ZM112 171H114V170H110V173L109 172H105L106 174H111L112 176L114 175V174H117L116 172L114 173H111ZM127 171H128V169H127ZM133 171H135L136 173H137V171L136 170H133ZM229 171H232L231 173H232V176L230 177V176H228L227 174L229 173ZM81 172V171H80ZM79 172V173H80ZM87 172V173H88ZM92 173V175H91V173ZM154 172V171H153ZM157 172H159V171H157ZM156 171H155V173H157ZM54 173V172H53ZM53 173H51L50 175H52ZM60 173H57L56 174V171H55V174L56 175H59ZM70 174L71 172H67V173H61L60 175L62 176L63 174ZM82 173L84 174V176H85V173L82 171ZM128 173V172H127ZM130 173V172H129ZM136 173H132L131 172V175L133 174V176L131 177V175L130 174H128V176H126L127 178L124 180H121V181H119V184L118 183H116V182H113L112 184V187L113 188H115L114 187V185L116 184H118L119 186H121V185H123V184H125V183H120V182H130V180L131 179H133L134 177L136 178ZM190 173H192V172H190ZM105 174V175H106ZM119 174H120V172H119ZM125 174H126V172H125ZM135 174V175H134ZM138 174H139V172H138ZM137 174V175H138ZM142 174H146V173H142ZM142 174H139V175H142ZM158 174V173H157ZM178 174V173H177ZM56 175H54L53 177L55 178V179H53V178H49V180L50 181H54L55 183L56 182H58L57 180V178H56ZM60 175L58 176L59 178H60ZM71 175H72V179H74L75 177H76V173H75V176L73 175V173H71L70 174V177H71ZM127 175V174H126ZM188 175V174H187ZM192 174L190 175H188L189 177L190 176H193ZM63 176H64V179H63ZM62 176V178H60L61 179V184H63V185H61L60 184V186L58 187V189H55V188H57V186L58 185H56V187H55V185H54V187L55 188H53V187H51V186H53V185H51L50 187H48L47 186V191L48 190H50V191H48V192H51V193H48L47 191H45V190H43V189H41V188H44L43 186L45 185H47V184H45L44 183V185L43 184H41L42 186H41V188H39L38 190H43L46 194H44L45 196H48V194L50 195V194H52L53 193V195H55L54 194V192H53V190H51V189H55V193H56V191H64V193H65V195H67L68 196V194L67 193H69V192H67L68 191V189H65V188H68V184L67 183H69V179H68V177L67 176H65V175H63ZM73 176H74V178H73ZM77 176H81V173H80V175H77ZM88 176V177H89ZM108 175H106V176H101V178L99 177V176H97V177H99L100 179H102L103 180V178L102 177H107ZM111 176V177H112ZM115 176H119L118 174L117 175H115ZM120 176H122V174L120 175ZM145 176H149V175H145ZM172 176V175H171ZM170 176V177H171ZM48 177H49V175H48ZM67 177V178H66ZM82 177L83 176H81V177H78L79 179H82ZM87 177V174H86V178L83 180V181H85V182H91V177H89L88 178ZM96 177V176H95ZM114 177V176H113ZM129 177V178H128ZM131 177V178H130ZM173 177H175L174 175L172 176V178ZM99 178H97V179H99ZM124 178V177H123ZM134 178V179H135ZM138 178V177H137ZM136 178V179H137ZM142 178H144L143 176H142ZM146 178V177H145ZM145 178L144 179H142L144 182H147V181H145ZM162 179L161 181H165V179H167V178H165V179ZM177 178H178V176H177ZM187 178V177H186ZM206 178V180L205 181H203V182H201L200 184L199 183H197L196 182V185L198 184V185H201L202 184V186L201 187H204V188H202L203 190H204V192L205 193H207L208 192V195L210 196V195H212V199H214L215 198V194H209V193H211L214 189H212L211 188V185H215V184H217L216 182V180H213V179H211V178H208L207 179ZM57 179V180H56ZM93 179H94V181L96 180V178H94L93 177ZM99 179V180H100ZM116 179H118V178H116ZM122 179V178H121ZM134 179H133V181H134ZM182 179V178H181ZM48 180V179H47ZM56 180V181H55ZM68 181V182H65V181ZM77 180V179H76ZM89 180V181H88ZM99 180H98V182H99ZM114 180H115V177H114ZM113 180V181H114ZM141 180V181H142ZM149 180V179H148ZM152 180V179H151ZM169 180L170 181H168L167 182V184L169 183H172V184H176L177 185V183H174L172 180H171V178H169ZM189 180V179H188ZM190 180V181H191ZM201 180V181H200ZM79 181V183H77V185H83V186H79V188L81 187L82 189H85V190H88L87 189V187L88 188H90V190L89 191H91L92 189H91V187L93 186L94 187V190L93 191H91V192H93V193H95L96 192V194L98 193V191L99 190H102V189H104V188H102L103 186L105 187V188H107V190H102V192L103 193H106V194H108L109 196L111 195V197L113 198H115V196H116V190H118V192L119 191H121V193L123 194L124 193V195H122V197L123 198H125V196H127V195H129V198L132 196V194L131 193H126V192H122V191H124V190H122V188H124L123 186H122V188H118V189H116L114 192L113 191H110V189L111 190H113V188L111 187V186H108V184H110L111 185V183H106V186H105V184L104 185H102V183H105V182H102L101 180H100V182H99V184H97L98 182H96V187H99V186H101V188L102 189H95L96 187L94 186V184L93 185H91V187H89V185H87L86 186V184H82V183H84L83 181H81V180H78ZM93 181V182H94ZM103 181H106L105 180V178H104V180ZM108 181V180H107ZM133 181H131L130 183H132ZM179 181V180H178ZM182 181V180H181ZM214 181H216V182H214ZM109 182H111V180L109 181ZM128 182V183H129ZM139 182V181H138ZM149 182H150V180H149ZM184 182H186V179H185V181ZM191 182V183H192ZM204 182H205V184H204ZM221 182V181H220ZM38 183H41V182H39V180H38ZM50 183V182H49ZM53 182H51V184H52ZM81 183V184H80ZM127 184V185H129L130 187H132V188H130L129 186H128V188H130V189H134V187L135 186H137L138 188H135L134 190H136V189H138V190H141L140 188L142 187V185H141V183H139L140 184V187L136 184V181H135V183L134 184ZM151 183V182H150ZM149 183V184H150ZM182 183H183V181H182ZM187 183V185L189 184V182H186ZM242 183V182H241ZM56 184H58V183H56ZM66 186H65V185ZM121 184V185H120ZM136 184V185H135ZM148 184V185H149ZM159 184V183H158ZM165 184V183H164ZM168 184V185H169ZM184 184V183H183ZM183 184H178V185H182V186H184ZM204 184V185H203ZM243 184V183H242ZM241 184V185H242ZM133 185H135V186H133ZM146 185V184H145ZM186 185V184H185ZM187 185L185 186V187H187ZM193 185H194V183H193ZM192 185V186H193ZM196 185H194V186H196ZM196 186L197 187V189H194V188H192L193 190H195V192H198L197 194H195V195H191V197H192V199L194 200V197L196 196V197H198V194H200V196L202 195V193H203V195H204V192L203 191H201L200 192V189H198V187H200V186ZM244 186V189H246L244 192L246 193V195L243 197V198H239L241 201H242V199L243 200H245V203H246V201H247V203H249V204H251V206H252V204L256 207V205H258V204H261L259 201H260V199L261 198H259V197H257L258 196V194L257 193H259V191L257 192L256 190H251L250 189V181H247V182H245L244 184H243ZM62 186H65L64 188L62 187ZM84 186H86V187H84ZM147 186V185H146ZM170 187H172L173 185H169ZM179 186V187H180ZM180 187V191H183V190H185V192H186V188L185 187ZM189 186H191V185H189ZM257 186V188L256 189H258V188H260V189H262V191H263V193H264V173L262 174V177H261V179H260V181H259V183L256 185ZM78 187V186H77ZM153 187V186H152ZM59 188L60 189H65V190H59ZM100 188V187H99ZM108 188H110V189H108ZM46 189V188H45ZM73 189V188H72ZM125 189V191H128V189L127 188H124ZM150 189V188H149ZM153 189V188H152ZM171 189H173V188H171ZM189 190H190V188H188ZM191 189V190H192ZM201 189V190H202ZM254 189H255V187H254ZM95 190H98V191H95ZM109 190V191H108ZM170 189L168 188V191H169ZM208 190V191H207ZM228 190V191H227ZM236 190V192H234ZM142 191V190H141ZM140 191V192H141ZM149 191V190H148ZM210 191V192H209ZM225 191H227V192H225ZM242 191V190H241ZM256 191V192H255ZM38 192V191H37ZM42 192V191H41ZM43 192V193H44ZM61 192H60V194H61ZM111 192V193H110ZM118 192H117V194H118ZM128 192H130V191H128ZM132 192H134V191H132ZM175 192V191H174ZM184 192V191H183ZM189 192V191H188ZM193 192V191H192ZM214 192H215V190H214ZM100 193V192H99ZM138 193V192H137ZM187 193V192H186ZM216 193V192H215ZM235 193V194H234ZM243 193V192H242ZM260 193H262V192H260ZM42 194V193H41ZM59 195V198L60 199H58L57 197H58V195ZM56 195H57V201L59 202L61 199L63 200V198H61V196H63L64 194L62 193V195H60L59 193H57ZM112 194L114 195L115 194V196H112ZM126 194V195H125ZM177 194V193H176ZM184 194V193H183ZM39 195V196H38ZM53 195H50V196H53ZM87 195V194H86ZM85 195V196H86ZM94 195V194H93ZM102 195H104V194H101V197H102ZM108 195H105L106 197L103 199L102 198V200H106V203H110V204H112L111 203V200H113L112 198H108ZM178 195V194H177ZM176 195V196H177ZM190 195H186V196H190ZM213 195H214V197H213ZM264 195V194H263ZM49 196V197H50ZM77 196V195H76ZM181 196V195H180ZM179 196V197H180ZM205 196V195H204ZM203 196V197H204ZM209 196H207L206 198H205V200L207 199V204H203V207L205 208V207H207L209 204L208 203H210V202H208V200L209 199H211ZM219 196V197H220ZM36 197H37V199H36ZM43 197V196H42ZM95 197H97V196H95ZM94 197V198H95ZM104 197V196H103ZM179 197H177V200H178V198ZM181 197H183V196H181ZM190 197V198H191ZM202 196H201V198H200V203L202 204V202L203 201H205V200H203L204 198H203ZM232 199H233V197L232 196H230ZM237 197V196H236ZM44 198H46V197H44ZM52 199H53V197H51ZM50 198V199H51ZM55 198V197H54ZM55 198V199H56ZM65 198V197H64ZM74 198V197H73ZM129 198H127L126 197V201H127V199L129 200ZM149 198H150V196H149ZM152 198V197H151ZM184 198H185V196H184ZM189 198V199H190ZM203 198V199H202ZM217 198V197H216ZM228 200L229 199H231V198H229V196H227L226 197ZM238 198V197H237ZM257 198H258V200H257ZM11 199L13 200V202H12V204H8L7 203V201H11ZM39 199V200H38ZM79 199V197H77V200ZM96 199V198H95ZM108 199H110V200H108ZM116 199V198H115ZM130 199H133L132 197L130 198ZM189 199H184V201H189ZM199 199V198H198ZM211 199V200H212ZM221 198H219V201H222L223 203H224V199H221ZM239 199H236L237 201L239 200ZM21 200H24V202L26 201L27 202V205L25 204V207L22 205V202H21ZM64 200H66V198L64 199ZM63 200V203H58V202H56V209H57V205H60V206H58V207H61V206H65L66 207V201H64ZM118 200V199H117ZM117 200H115V201H117ZM192 200V201H193ZM214 200H216V199H214ZM235 200V199H234ZM262 200V199H261ZM53 201H54V199H53ZM110 201V202H109ZM115 201H114V205L115 204H117V203H115ZM125 201V199L124 200H122L121 202H122V204L124 205L125 203H123ZM125 201V202H126ZM191 201V200H190ZM191 201V202H192ZM202 201V202H201ZM217 201H218V199H217ZM227 201V200H226ZM230 201V200H229ZM65 202V203H64ZM75 202H77V201H75ZM74 202V203H75ZM80 202V201H79ZM113 202V201H112ZM139 202V203H140ZM161 202V201H160ZM195 202V203H194ZM194 204H197V205H193V207L194 206H198V202H199V200H197V198L194 200ZM215 201H213L212 200V202L210 203V204H212V203H214ZM222 202H220L221 204H220V206L218 205V202H215L216 204H217V208L218 207H221L222 205H223V203ZM232 202V201H231ZM231 202H230V205H231ZM235 202V201H234ZM240 202V201H239ZM243 202V201H242ZM255 202H258L257 204H254ZM44 203H46V202H44ZM43 203V204H44ZM55 202H53V207H55V204H54ZM89 203V202H88ZM93 203V202H92ZM91 203V204H92ZM96 203V202H95ZM100 203V202H99ZM131 203V202H130ZM137 203V202H136ZM150 203V202H149ZM204 203V202H203ZM215 203L213 204L214 206H215ZM229 202L227 201V203H224V205H228L229 206V204H228ZM263 200H262V205H260V207L261 206H263ZM48 204V203H47ZM64 204H66V205H64ZM78 206H81L80 208H82V206H84V204L85 203H76ZM75 204V205H76ZM87 204V203H86ZM85 204V205H86ZM94 204V203H93ZM92 204V205H93ZM121 204V205H122ZM126 204L127 205H124L123 207H125V206H130L129 204H128V202H126ZM188 204H189V202H188ZM234 204V203H233ZM242 204V203H241ZM75 205H73V207L75 206ZM90 205V204H89ZM109 205V204H108ZM151 205V204H150ZM181 205H182V203H181ZM190 205V204H189ZM223 205V207H224V209H227V211L228 212H230V214H233V215H235L234 213V210L235 209H232V210H230V207L229 208H227V206L225 207ZM243 205V204H242ZM242 205H240V206H238V207H240V209H242ZM76 207V208H79V207ZM91 206V205H90ZM111 206V205H110ZM117 206V205H116ZM120 206V205H119ZM158 206V205H157ZM192 206V205H191ZM201 206V205H200ZM200 206L199 207H196L197 209H199L200 208ZM210 206V205H209ZM236 206V207H237ZM254 206H252V207H248L249 209V213L250 212H252V208H254ZM259 206V205H258ZM92 207V206H91ZM112 207V206H111ZM153 207V206H152ZM186 207V206H185ZM193 207H191V208H193ZM223 207H221V208H223ZM233 207H235V206H233ZM244 207H245V204H244ZM67 208V207H66ZM115 208L116 207H114V209L113 210H115ZM182 208H184V206L182 207ZM203 208V209H204ZM60 209V208H59ZM72 209V208H71ZM83 209H85V208H83ZM82 209V210H83ZM118 209V208H117ZM125 209H127L126 207H125ZM196 209V210H197ZM213 209H214V207H213ZM213 209H211V210H213ZM224 209H221V210H224ZM240 209H237L236 208V210H240ZM255 209V208H254ZM253 209V210H254ZM257 209V208H256ZM258 209H260L259 207H258ZM43 210V209H42ZM41 210V211H42ZM64 210V209H63ZM63 210H60V212H63ZM68 209H66L65 211H67ZM76 210V209H75ZM75 210H72V212L74 211V213L76 212ZM82 210H79V211H82ZM87 211H88V209H86ZM99 210V211H100ZM104 210V211H105ZM150 210H151V208H150ZM188 210V209H187ZM199 210H201L202 211V209L200 208ZM206 210H209V209H206ZM245 210V209H244ZM261 210V209H260ZM84 211V210H83ZM95 211V210H94ZM98 211V212H99ZM137 211V212H138ZM153 211V210H152ZM161 211V210H160ZM200 211V212H201ZM231 211H233L234 213H231ZM241 211V210H240ZM239 211V212H240ZM247 211V210H246ZM85 212V211H84ZM113 212V211H112ZM122 212V211H121ZM190 212V211H189ZM215 212L217 213V215L216 216H219V213H218V211H216L215 210ZM219 212H222V211H220L219 210ZM226 212V211H225ZM225 212H224V214H225ZM237 212V211H236ZM242 212V211H241ZM241 212L239 213L240 215H242L241 217V222H243V223H241V224H243V225H246V223L244 222V214L246 213V212H244L243 214H241ZM255 212V211H254ZM258 212H259V210H258ZM45 213V212H44ZM63 213H65V214H69V213H66V212H63ZM63 213H61V214H63ZM100 213H103V212H101L100 211ZM141 213V212H140ZM143 213V212H142ZM153 213V212H152ZM152 213H150V214H152ZM202 213H204V218H205V221L207 222V224L209 225L210 224V220H211V218L209 217V215L208 214H205V212H202ZM211 213V212H210ZM209 213V214H210ZM215 213V214H216ZM247 213H248V211H247ZM248 213V214H249ZM255 213H257V212H255ZM254 213V214H255ZM261 213V212H260ZM264 213V212H263ZM262 213V214H263ZM65 214H63V217H62V219H64L65 220ZM71 214V213H70ZM98 214V215H97ZM97 214H95L96 216H98V217H101L100 215H99V213H97ZM111 214V213H110ZM136 214V213H135ZM211 214H213V213H211ZM210 214V215H211ZM228 214V213H227ZM239 214H237L236 213V216L238 215L239 216ZM253 214V215H254ZM60 215V214H59ZM94 215V217H96ZM143 215V216H142ZM153 215V214H152ZM220 215L221 216H219V217H221V219H224V216H225V218L226 219H224V220H229L227 217V215L225 214V215H222V213H220ZM233 215H230V216H233ZM252 215V214H251ZM251 215L249 214V215H247L246 217H245V220H247V219H249L250 217H251ZM58 217V219H56V218H54V217ZM76 216V215H75ZM77 216H79V215H77ZM160 216V215H159ZM258 216H260V215H257V217L256 218H258ZM18 218V221H17V218ZM20 217H22V218H20ZM101 217V218H102ZM153 217H154V215H153ZM176 217V216H175ZM212 217V216H211ZM233 217H235V216H233ZM232 217V218H233ZM248 217V218H247ZM56 219L57 221H55V224H53V225H55V226H53V228H49V229H47V227L45 226V225H49V224H51L52 222H53V220L54 219ZM75 218V217H74ZM74 218H73V221H74ZM78 218V217H77ZM91 218V217H90ZM110 218H111V216H110ZM127 218V217H126ZM133 218V219H134ZM142 218V219H143ZM158 218V217H157ZM195 218V217H194ZM231 218V219H232ZM253 218V216L249 219V220H247V221H250L251 219ZM25 219H24V222H25ZM79 219V218H78ZM78 219L76 220V221H78ZM162 219V218H161ZM187 219V218H186ZM214 220H218V217L215 219V218H213ZM238 219V218H237ZM258 219H260V218H258ZM11 220V219H10ZM89 220V219H88ZM94 220V219H93ZM99 220L101 221L102 219H100L99 218ZM146 220V219H145ZM144 220V221H145ZM197 220H198V217H197ZM196 220V221H197ZM223 220V223H225V221ZM12 221V220H11ZM22 221H23V219H22ZM95 221V220H94ZM153 221H154V219H153ZM152 221V222H153ZM167 221V220H166ZM220 220H218L217 222H219ZM235 221V220H234ZM233 221V222H234ZM15 222V223H16ZM64 222V221H63ZM80 222H82V221H80ZM192 222V221H191ZM204 221L202 220V225H204V223H203ZM221 222V221H220ZM228 222V221H227ZM252 222V223H251ZM250 223L252 224L251 225V227L253 226V222L254 221H251ZM262 222V221H261ZM264 222V221H263ZM27 223V222H26ZM25 223V224H26ZM85 224H86V222H84ZM101 223H103V225H104V227H108V228H102V227H100V229H98V228H96L97 226H101L102 224ZM106 223V222H105ZM201 222H199V224H200ZM214 223V222H213ZM213 223H211V224H213ZM229 224V226L231 225L230 224V221L228 222ZM232 223V222H231ZM235 223V222H234ZM18 224H20V222L18 223ZM76 224H77V222H76ZM75 224V225H76ZM79 224H78V226H79ZM96 224V223H95ZM150 224V223H149ZM186 224V223H185ZM191 224V223H190ZM220 223H218L217 224V226L219 225ZM262 223H260V225H261ZM21 225V228H24L23 227V225H22V223L20 224ZM92 225V226H91ZM102 225V226H103ZM143 225H145V226H143ZM151 225V224H150ZM153 225V224H152ZM151 225V226H152ZM165 225V224H164ZM167 225V224H166ZM165 225V227H167ZM213 225H216V224H213ZM228 225H227V227H228ZM248 225V224H247ZM247 225H246V228H248L247 227ZM264 224H262L261 226H263ZM188 226V225H187ZM212 225H210V227H211ZM217 226H216V228H217ZM220 226V225H219ZM239 226V225H238ZM250 226V225H249ZM16 227H19V225L18 226H16ZM137 227V226H136ZM153 227H154V225H153ZM185 227V226H184ZM209 227V228H210ZM213 227H215V226H213ZM212 227V228H213ZM236 227V226H235ZM244 227V226H243ZM264 227V226H263ZM20 228V229H21ZM124 228V229H123ZM131 228V227H130ZM138 228V227H137ZM172 228V227H171ZM255 228V227H254ZM256 228H258V226L256 227ZM18 229V228H17ZM211 229V228H210ZM225 229V228H224ZM243 229V228H242ZM250 229V228H249ZM260 229V228H259ZM201 230L202 231H205V233H207L206 232V230H207V227H201ZM212 230H215V228H213ZM217 230V229H216ZM244 230H246V229H244ZM225 231H229L228 230V228H226V230ZM239 231H240V229H239ZM239 231H237V232H239ZM24 232V231H23ZM220 232V231H219ZM232 232V231H231ZM231 232H230V234H231ZM236 232V233H237ZM242 232V231H241ZM241 232H239V234H237V235H239L240 236V234H241ZM257 232V231H256ZM203 233V232H202ZM211 233V232H210ZM250 232H248V234H249ZM216 234H219V233H216ZM223 234V233H222ZM225 234V233H224ZM255 234H258V233H255ZM254 233L252 234V235H255ZM206 235V234H205ZM234 236H236V235H234ZM239 236H236V237H239ZM251 236V235H250ZM258 236V235H257ZM26 237H27V235H26ZM224 237V236H223ZM242 237V240H244L243 239V236H241ZM260 237L261 236H259V239H260ZM263 237V236H262ZM8 238V237H7ZM218 238V237H217ZM264 238V237H263ZM30 239V238H29ZM226 239V238H225ZM239 239H241V238H239ZM238 239V240H239ZM254 239H258V237L256 238H254ZM9 240V239H8ZM233 240V239H232ZM237 240V239H236ZM235 240V241H236ZM13 241V240H12ZM204 241V240H203ZM252 241V240H251ZM21 242H22V240H21ZM226 242V241H225ZM232 242V241H231ZM239 242V241H238ZM244 242V241H243ZM247 242V241H246ZM20 243V242H19ZM26 242H24V244H25ZM224 243V242H223ZM249 243V242H248ZM256 243H258V242H255V244ZM263 243V246H264V242H262ZM261 243V244H262ZM231 244V243H230ZM244 244V243H243ZM251 244H254V242L253 243H251ZM251 245V246H256V245ZM261 244H259V245H261ZM21 245V244H20ZM258 245V244H257ZM259 245L257 246V248H255L254 250H249L250 248V246H248L247 245V247H248V249L247 250H249V251H251V252H254L256 249H261V248H264V247H259ZM2 246V245H1ZM1 246H0V249H1ZM17 246H19V245H17ZM25 246V245H24ZM243 246V245H242ZM245 246V245H244ZM224 247V246H223ZM237 247H239V246H237ZM246 247V248H247ZM217 249V250H216ZM234 249V248H233ZM223 250V249H222ZM236 252H238V251H236ZM261 252V251H260ZM0 253H2L1 251H0ZM245 253V252H244ZM247 253V252H246ZM250 253V252H249ZM255 253V252H254ZM253 253V254H254ZM13 254V253H12ZM252 254V255H253ZM3 255V254H2ZM2 255H1V257H2ZM233 255V254H232ZM220 256V255H219ZM248 255H246V257H247ZM250 256H251V253H250ZM222 257H226V256H222ZM221 257V258H222ZM231 257V256H230ZM236 257V256H235ZM228 258V257H227ZM250 258V257H249ZM223 259V258H222ZM225 259V258H224ZM261 259V258H260ZM263 259H264V257H263ZM1 260V259H0ZM3 260H4V257H3ZM25 260V259H24ZM66 260V259H65ZM218 260V259H217ZM220 261H223V260H220ZM225 261V260H224ZM223 261V262H224ZM227 261V260H226ZM1 262V261H0ZM4 262H6L7 263V261L6 260H4ZM237 262V261H236ZM262 262V261H261ZM6 263H4V264H6ZM229 263V262H228ZM1 264H3L2 262H1ZM9 264V263H8ZM234 264V263H233Z\"/></svg>","mask_w":264,"mask_h":264}]
</instances>
